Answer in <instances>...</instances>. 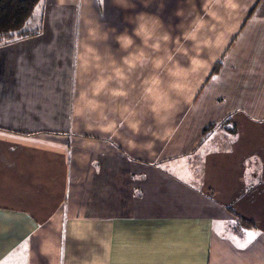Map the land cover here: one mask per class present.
Masks as SVG:
<instances>
[{"label":"crops","instance_id":"crops-1","mask_svg":"<svg viewBox=\"0 0 264 264\" xmlns=\"http://www.w3.org/2000/svg\"><path fill=\"white\" fill-rule=\"evenodd\" d=\"M130 3L44 0L34 26L27 22L39 33L0 44L8 51L0 54V260L264 264V0H253L237 22L210 25L223 31L216 44L228 48L196 71L194 86L189 60L168 58L167 77L183 78L187 96L179 116L167 109L172 120L162 138L153 110L160 107L161 59L153 45L159 16L183 5ZM64 11L75 19L50 21ZM141 23L151 33L147 44L136 35ZM124 34L133 40L126 49L117 40ZM20 42L30 43L11 54ZM10 77L16 90L8 89ZM84 94L98 107L77 115ZM228 117L236 133L220 126ZM131 123H139L138 135ZM129 140L141 146L132 149ZM229 208L255 226L240 224ZM94 233L103 247H95Z\"/></svg>","mask_w":264,"mask_h":264},{"label":"rangeland","instance_id":"rangeland-1","mask_svg":"<svg viewBox=\"0 0 264 264\" xmlns=\"http://www.w3.org/2000/svg\"><path fill=\"white\" fill-rule=\"evenodd\" d=\"M42 0L41 2H43ZM46 1V0H45ZM182 7L178 8L177 11H170L169 8H166V10H169V13H162L159 16V38L158 43L160 44L159 49L154 48L153 52H157L160 55V89L158 97H163L160 101V115H166L168 116V110L163 107V104L165 102L171 103L174 105L172 107L174 109L175 114H179L182 112L184 107L185 98L187 96V92L183 88L182 91H177L172 87L173 84L180 83L183 85L184 79L181 77H178L177 75L172 78H168V58L171 59H178L179 57H182V60L187 58L189 60V63L191 65L190 71H189V78H193V86L194 83H198V79L196 76V71L200 72L207 64H214L217 59L219 58V55L221 52L226 51L228 48L226 45H218L216 42L221 41L218 39V34H222L223 31L220 30H214L210 31V25L211 24H217V23H232L237 22L238 18L242 17L247 13L248 6L253 2V0H180ZM168 6V3L167 5ZM39 6L36 8L34 14L32 17H35L36 14H39L38 11ZM55 12L56 10L52 9ZM201 11H208L207 13H201ZM53 16V18H52ZM51 16L50 21H58L59 19H62L63 21H73L75 19V15L72 13H69L68 11L62 12V14H59V18H54V15ZM31 17V18H32ZM31 18L27 21L29 27L34 26L36 23L35 20H31ZM104 20V19H103ZM77 21V19H76ZM208 24V25H207ZM27 23L25 25V28L28 27ZM211 33H214L215 35H210ZM164 35H167L169 39L167 41L163 40L162 37ZM27 43L30 42H23V43H15L13 46H10V49H14V51H10L11 54H16L17 52H23V49L27 47ZM9 44V43H7ZM7 44H4L7 45ZM145 52H152L151 47H149V51ZM8 53L7 48H3L0 50V54ZM228 53H232V50L229 49ZM15 59V68L18 69L17 66L18 63ZM198 61V64H194L193 61ZM11 63L10 65H6L7 72L3 74L4 81L7 83L9 81V77L7 75L9 68L13 62L8 61ZM178 64V63H177ZM27 66V65H26ZM27 68V67H25ZM195 71V72H194ZM10 72V71H9ZM19 75V74H18ZM22 78L25 79V74L21 73V75L18 76L19 79ZM18 78H14L15 80ZM11 81V77H10ZM170 87H168L169 83ZM8 88V87H7ZM10 90H13L15 88V85L13 81H11V86L8 88ZM19 91L16 92V100H19ZM147 95H144L145 101L147 100ZM156 96H154L155 98ZM171 112V110H170ZM147 119V116L145 114V121ZM154 118V122H155ZM169 120V118H168ZM161 125L159 123L158 131H159V137L162 138L166 132V129L168 127L167 124L171 122L168 121ZM221 127V123H219ZM231 126V125H230ZM150 129V127H148ZM147 131V129H146ZM156 131V126H154V133ZM161 142V141H159ZM158 142V143H159ZM96 233H99V231L96 229ZM94 233L93 241L95 244V247H103L104 237L100 238ZM103 252V251H102ZM100 254H97L98 257H102ZM81 258V257H80ZM102 262V261H101Z\"/></svg>","mask_w":264,"mask_h":264},{"label":"trees","instance_id":"trees-1","mask_svg":"<svg viewBox=\"0 0 264 264\" xmlns=\"http://www.w3.org/2000/svg\"><path fill=\"white\" fill-rule=\"evenodd\" d=\"M42 0H0V44L2 42L11 41L16 38H25L39 33V28L29 30L25 28L27 21L33 16L36 8ZM221 66V61L215 66L213 73H216ZM231 118H226L221 124L225 128L236 133L237 128L231 126ZM217 123H213L203 130V138H207L216 127ZM231 125V126H230ZM232 213L236 214L235 210L229 208ZM237 215V214H236ZM238 216V215H237ZM238 221L245 227H254L255 223L252 220L244 219L238 216Z\"/></svg>","mask_w":264,"mask_h":264},{"label":"clouds","instance_id":"clouds-1","mask_svg":"<svg viewBox=\"0 0 264 264\" xmlns=\"http://www.w3.org/2000/svg\"><path fill=\"white\" fill-rule=\"evenodd\" d=\"M116 3L123 7V8H130V7H135L134 4H131L130 3V0H116ZM145 6H147V0H145ZM139 20L141 21H144L147 19V17L144 15V14H140L139 17H138ZM136 35H143L144 36V43L147 44L148 43V39L151 37V33L147 31V28H146V25L144 23H141L139 25V27L136 29ZM107 34L104 35V39H107ZM163 40L167 41L169 39V37L167 35H164L162 37ZM117 40L118 42L121 44L122 47H124L125 49L128 48L130 45H132L133 43V40L130 36H128L127 34H124V35H120L117 37ZM154 48L156 49H159L160 47V44L159 43H156L155 45H153ZM141 56H143V53H141ZM97 59H99V57H97ZM125 63H131V61L129 60H126ZM194 64H198V61H193ZM158 66H159V63H158ZM117 75H121V72L120 70L118 69L117 70ZM106 83V81L102 82L97 88H96V93L98 94L100 89L104 86V84ZM172 87L174 89H176L177 91H182L183 88H184V85L180 84V83H176V84H173ZM86 95L87 94H84L82 96V99H85L86 100ZM114 95H125V93L123 92H114ZM162 99H164L163 97H157V102L159 103ZM98 107L97 103L93 100H86V104L84 106V108H81V107H78L77 108V115H82L85 111V108L89 109V110H95L96 108ZM163 107L165 109H171L172 107H174L173 104L171 103H167L165 102L163 104ZM156 113H157V116H158V122L163 125L167 122L168 120V116L166 115H160V107H154L153 109ZM115 126L114 125H110L107 129H105V131H111ZM130 128L133 130V132L135 134H139L140 133V125L139 123H131L130 124ZM148 132H151V129H148L146 132H145V135L148 134ZM153 136H157V133H152ZM165 135H167V131L165 132ZM128 145L129 147H131L132 149H136L138 147L141 146V144H138L136 141L134 140H129L128 141ZM153 146L152 142H149V143H144L143 144V147L146 148V149H150L151 147Z\"/></svg>","mask_w":264,"mask_h":264},{"label":"snow or ice","instance_id":"snow-or-ice-1","mask_svg":"<svg viewBox=\"0 0 264 264\" xmlns=\"http://www.w3.org/2000/svg\"><path fill=\"white\" fill-rule=\"evenodd\" d=\"M212 79L215 80L216 77L213 76ZM246 236H247L249 239H252V238H253V233H252L251 231H249V232L246 233ZM0 264H7V262H6V261H3V260H0Z\"/></svg>","mask_w":264,"mask_h":264}]
</instances>
